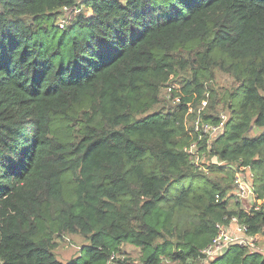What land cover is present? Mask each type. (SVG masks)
Instances as JSON below:
<instances>
[{
  "label": "trees",
  "instance_id": "16d2710c",
  "mask_svg": "<svg viewBox=\"0 0 264 264\" xmlns=\"http://www.w3.org/2000/svg\"><path fill=\"white\" fill-rule=\"evenodd\" d=\"M82 4L70 18L76 0H0V264H64L68 235L86 243L65 264H203L231 217L264 236V0ZM206 95L201 122L229 120L203 171L184 148ZM238 166L253 172V214L228 196ZM205 264L264 256L233 244Z\"/></svg>",
  "mask_w": 264,
  "mask_h": 264
},
{
  "label": "built area",
  "instance_id": "2783aa9c",
  "mask_svg": "<svg viewBox=\"0 0 264 264\" xmlns=\"http://www.w3.org/2000/svg\"><path fill=\"white\" fill-rule=\"evenodd\" d=\"M73 9H63L65 16H70ZM65 24L64 20L59 23L60 27ZM174 86H168L165 89V99L171 101L173 104L181 102L179 96L174 97L172 95ZM208 95L201 101L200 105L196 108H189L188 113L195 114L191 126L194 132L198 135V139L184 148V152L190 159V163L205 170L204 158L207 153L210 152L212 143L223 135L225 131V125L227 122V115L224 112L219 114V120L215 124L202 123L201 113L208 105ZM201 143L205 144V148H202ZM216 160V159H215ZM215 161L214 163H216ZM220 165L222 163H219ZM230 202L235 204L239 210L244 211L247 214H253L258 211L260 206L256 204L257 195L254 192L253 184V172L247 166H238L233 174V180L231 183V190L228 194ZM218 200V196L215 197ZM217 233L211 240L210 244L202 250L204 259H211L222 253L223 249L228 245H240L241 247H247L251 252L256 251V245L263 244L264 236L261 234L247 235L248 228L245 225L239 224L236 217H231L224 225H217ZM104 264H127L124 263V255L111 254Z\"/></svg>",
  "mask_w": 264,
  "mask_h": 264
},
{
  "label": "rangeland",
  "instance_id": "374dc122",
  "mask_svg": "<svg viewBox=\"0 0 264 264\" xmlns=\"http://www.w3.org/2000/svg\"><path fill=\"white\" fill-rule=\"evenodd\" d=\"M260 131H257V129L252 128L251 134H258ZM205 165H208L210 163H214L216 160L214 157L204 159ZM187 183V182H185ZM57 248L54 250L55 256L57 260H59L62 263H68L73 262L75 259L79 257L80 254V247L86 243L85 239L80 235H68V239L65 241L57 240ZM122 253H125L128 257H131L132 260L136 262H140L139 258L141 256L140 250L134 246L127 245L123 246L121 248ZM256 251L259 252L262 256H264V243L256 245ZM81 263V261H79ZM138 262V263H139ZM203 264L206 263V259L203 260ZM201 264V263H200Z\"/></svg>",
  "mask_w": 264,
  "mask_h": 264
},
{
  "label": "clouds",
  "instance_id": "9594fccd",
  "mask_svg": "<svg viewBox=\"0 0 264 264\" xmlns=\"http://www.w3.org/2000/svg\"><path fill=\"white\" fill-rule=\"evenodd\" d=\"M84 0H76V5L75 6H72V7H63L62 9H61V13H63V9L64 8H67V9H73V10H75L76 12H73L71 15H70V18H72L74 15H77L78 13H80V11H81V9H83V4H82V2H83ZM60 23V22H59ZM58 23V24H59ZM67 25V22L65 21V24L63 25V27L64 26H66ZM60 27V26H59ZM63 27H60V28H63ZM168 86H174V85H170L169 83L166 85V86H164L163 87V91H162V97L165 99V89H166V87H168ZM174 92H176V87L174 86V89H173V92H172V95L174 96ZM174 97H177V96H174ZM180 97V96H179ZM181 99V98H180ZM205 99V98H204ZM203 99V100H204ZM166 100V99H165ZM166 101H168V100H166ZM168 102H170V103H172L171 101H168ZM207 102H208V98H207ZM181 103V102H180ZM180 103H177V104H180ZM201 103V102H200ZM173 104V103H172ZM200 105V104H199ZM189 108H193V107H189ZM193 109H195V108H193ZM225 113V112H224ZM190 114V113H189ZM226 115H227V117H228V119H227V122H228V120H229V115L227 114V113H225ZM227 122H226V125H225V131H226V127H227ZM225 131H224V133H223V135L225 134ZM222 135V136H223ZM221 137V136H220ZM219 139V138H218ZM214 159H216V157H214ZM252 171V170H251ZM253 179H254V176H253ZM233 180V179H232ZM220 225V224H219ZM210 244V243H209ZM208 244V245H209ZM207 245V246H208ZM206 246V247H207ZM113 254V253H112Z\"/></svg>",
  "mask_w": 264,
  "mask_h": 264
}]
</instances>
